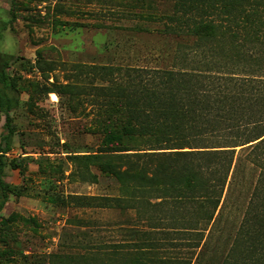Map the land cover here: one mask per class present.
Instances as JSON below:
<instances>
[{
	"label": "trees",
	"instance_id": "1",
	"mask_svg": "<svg viewBox=\"0 0 264 264\" xmlns=\"http://www.w3.org/2000/svg\"><path fill=\"white\" fill-rule=\"evenodd\" d=\"M120 2L130 8L125 15L162 23L167 65H92L85 71L99 84L62 86L74 97L91 94L122 107L124 141L68 155L71 178L97 183L98 168L117 180V195L50 200L118 212L122 219L104 223L117 225L122 237L64 247L49 264H264V0ZM10 20L0 18V243L15 237L12 215H3L10 195L27 191L6 179L8 166L26 170L8 159L21 104L20 76L11 72L16 56L2 47ZM49 79L46 92L61 96ZM246 171L255 178L247 205L231 201L232 184ZM5 255L0 247V264Z\"/></svg>",
	"mask_w": 264,
	"mask_h": 264
},
{
	"label": "rangeland",
	"instance_id": "2",
	"mask_svg": "<svg viewBox=\"0 0 264 264\" xmlns=\"http://www.w3.org/2000/svg\"><path fill=\"white\" fill-rule=\"evenodd\" d=\"M129 10L120 0H17L14 5L0 0V18L11 19L2 47L16 56L11 72L20 76L21 86V104L13 112L17 134L8 159L17 158L26 168L21 175L8 166L6 179L27 188L24 195H10L3 210L4 216L12 215L15 233L0 243L6 250L4 264H49L51 253L64 247L77 251L122 237L117 225L104 223L122 219L118 212L64 207L50 197L118 194L117 180L98 168L93 167L97 183L71 178L68 155L123 142L125 110L96 103L91 94L74 97L62 86L99 84L85 71L92 65H167L163 51L169 43L162 23L125 15ZM47 77L61 88V96L46 92ZM4 122L0 114V136ZM249 173L233 182L232 202L250 201L255 178L252 182ZM230 229L226 226L225 233Z\"/></svg>",
	"mask_w": 264,
	"mask_h": 264
}]
</instances>
